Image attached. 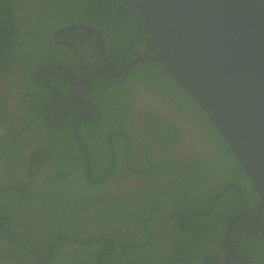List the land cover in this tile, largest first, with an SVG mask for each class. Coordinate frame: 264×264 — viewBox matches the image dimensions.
<instances>
[{
  "label": "flooded vegetation",
  "instance_id": "af4514ba",
  "mask_svg": "<svg viewBox=\"0 0 264 264\" xmlns=\"http://www.w3.org/2000/svg\"><path fill=\"white\" fill-rule=\"evenodd\" d=\"M88 24L103 31L95 23ZM100 34L104 36L105 33ZM52 38L55 44L45 48L54 56L62 57L64 52L57 48L71 49L64 45L71 43L75 56L79 57V70L67 78L64 68H47L43 71L42 82L49 83L51 74L62 75L57 79L60 84L52 85L56 90L51 92L53 97L46 94L29 99L33 111L28 114H19V108L14 105V114L25 115L20 127H7L0 120V134L3 129L9 132V128H20L24 133L18 140L29 138L26 143L29 149L21 153V162L13 159L10 151L3 155L0 148V179L7 181L17 175L18 184H23L24 192L29 190L31 195L27 202L29 207L19 215L10 218L7 211L2 214L0 264H36L41 259L49 260L50 264H84L85 255L74 254L79 245L71 240L79 242L77 231L86 226L112 228L115 233V238H108V248L98 253L100 261L102 255L108 257L104 263L97 264H135V259L144 262L151 255L153 261L144 264H157V258L165 260L160 248L164 239L172 240L183 223L176 207L193 208L199 216L200 209L216 206L217 197L225 193L229 184L237 182L241 174L236 167L227 165L225 155L220 157L216 149L219 137L205 117L162 75L155 72L156 79L149 81L146 75L151 71L144 73V77H134L131 69L120 83L103 84L95 77L94 69L104 79L118 78H105L113 77L114 71L102 72V64L95 68L99 62L96 61L95 40L83 43V36L77 39L64 30ZM144 49L145 46L141 50ZM38 51L33 49V54L39 55ZM129 78L133 80L132 86L121 99L112 100L102 93V86H118ZM7 79L0 80V102L13 105L14 85L11 77ZM154 83L162 84L163 88H157ZM70 86L75 88V98L66 101ZM71 109L75 114L73 118H70ZM14 120L21 122L19 117ZM3 144H9L8 140H3ZM69 144L73 145L76 158L70 152L63 153ZM34 149L40 153L30 161ZM18 165L27 167L25 174ZM55 175H67V181L65 178L58 180ZM52 182L55 193L46 195ZM45 207H51L53 212L45 211V216L40 212V208ZM76 207L81 209V217L74 219L75 226L71 230L68 214ZM93 207L99 212L103 207L108 208V219L98 220ZM251 212L259 216L256 211ZM116 219L120 224L113 227ZM12 221L15 224H11ZM123 221L126 224H121ZM54 222L58 227L52 225ZM213 230L205 228L202 244L211 247ZM233 233L239 235L245 231H231L235 245ZM151 237L155 240H150ZM39 249L43 257L30 261L40 255ZM119 251L122 261L116 255Z\"/></svg>",
  "mask_w": 264,
  "mask_h": 264
},
{
  "label": "trees",
  "instance_id": "16d2710c",
  "mask_svg": "<svg viewBox=\"0 0 264 264\" xmlns=\"http://www.w3.org/2000/svg\"><path fill=\"white\" fill-rule=\"evenodd\" d=\"M78 22L97 24L103 29L110 41L112 48L111 55L102 63L101 71L113 70L114 75L113 77L105 78H119L127 67L128 62L137 54L145 52L156 55L159 51L156 42L131 0H0V80L11 77L12 84L14 85V94L12 95L13 105L8 102H0V120L4 125L7 127L11 125L20 127V124H24L25 115L19 118L20 123L14 120L19 117L13 112L15 111L14 105L19 108V114H28L29 111H33V106L30 104L29 99L35 100L39 95L44 96L46 94H50L49 97H53L51 96V92L56 90L52 89V85L57 86L60 84V82H57V79L62 75L52 74L51 80L48 83L39 81L42 78L41 72L51 67L64 68L66 71L65 75L69 78L72 72L79 70V57L75 56L74 46L71 43H64V45L72 49V55H74L72 63L68 62L69 66L71 64V68L63 65L61 61H49L56 57L65 63L67 62L63 57L56 54L53 56V53L48 49L49 46L55 44L51 36L52 30L57 28V26H65ZM64 31L71 33L77 39L83 36V43L86 42L89 44L92 39L95 40L96 61L105 56L107 43L104 36L96 29L89 26H76L67 28ZM46 46L48 48H45ZM143 46H145V49L141 50ZM33 49L35 51L39 49L42 52L40 53L38 51L39 55L36 56V54H33ZM38 70L40 72L37 75L36 71ZM149 71L156 72L157 75H162L171 86L179 90L194 104L198 111L205 117L208 124L214 129L215 136L219 137L227 146L228 153L238 164L239 172L242 171L248 180V184H246L241 176L237 182L229 184L225 193L217 197L218 204L214 207L210 206L206 210L200 209L199 216L195 214L193 208L185 210L183 207H176V212L183 217V223L179 225L177 235L170 240L173 251L168 255L166 253L165 260L163 261H159L157 258V264L160 262L161 264H169L171 262H186L187 264H231L230 254L226 248V242L223 236L226 219L234 212L247 209L256 211L264 219V203L218 129L200 106L170 78L159 61L139 60L132 67L131 75L134 77H144V73L148 74ZM146 79L148 80L149 76L146 75ZM7 80H10V78ZM21 81L23 83L22 86H20L22 84ZM36 84H38L39 89L34 88ZM57 88L60 89L59 87ZM70 88L68 91L70 93L67 95L66 101H71L75 98V88L74 86H70ZM45 91L47 92L45 93ZM36 102L40 101L37 100ZM41 106L40 103L39 107ZM69 111L71 112L70 118H73L75 116L73 109ZM23 133L20 128H9V132L6 130L4 134H0V148L4 145L7 151L12 153L13 159L19 162L23 159L21 153L29 149L26 144L29 138L21 137V140H18ZM3 140H8L9 144H3ZM64 148L63 153L70 152L73 158L77 157L72 144L66 145ZM78 148L83 154L82 148ZM39 153L40 151L33 152L30 156V161L35 159ZM17 168L24 170V174L26 173V166L22 168L18 165ZM17 168H12L11 170ZM54 177L58 180L65 178V182L67 181V175H55ZM18 180L17 175L7 181L0 179V199H3V201H0V220L2 219V214H5V211H7L6 213L11 218L19 215L20 212L25 211L29 207L27 203L31 198L29 190L24 192L25 187L23 184L19 185ZM50 186L51 190L47 191L45 193L46 195L50 192L55 193L53 190V182ZM45 208H40V212H43L45 216V211L53 212L51 207ZM93 208L92 210H94L98 220L108 219L107 214H110L108 208L105 209L103 207L102 212H99L97 207ZM109 208L113 211L112 207ZM80 210L79 207H76L68 214L70 217L68 226L71 230L75 226L74 219L81 217L79 214ZM124 216L127 218V214ZM117 219L112 224L113 227L114 225L118 226L120 224L117 222ZM11 224H15V222L12 221ZM121 224H126V221H123ZM52 225L58 227L56 222ZM207 227L214 229L212 231L213 244L210 247L212 249L211 251L203 253L200 249L204 246L202 241L205 238V228ZM111 229L102 226L90 228L86 226L85 229H79L77 231V237L80 241L78 240L79 242H76L71 240V243H77L79 245L78 251L74 254L76 256L85 255L86 261L84 264H97V262L101 261L104 263V259L108 256L102 255V260L100 261L98 253H102L104 249L108 248V238L113 239L115 233ZM241 229L245 231L244 234L235 235L233 233V239L238 252V264H264V233L249 220L239 218L234 221L232 232L233 230L235 232ZM149 239L155 240L152 237ZM47 243L48 241H46ZM39 253L40 255L37 258H31L30 261L32 260L34 262L36 259H41L43 257V251L39 249ZM87 253L89 254L88 256H86ZM116 255L122 261L121 252L119 251ZM27 256L31 257L30 255ZM152 261L153 255L144 260L146 263ZM144 262L135 259V264H144ZM36 264H50V261L47 260L44 262L41 259V261H36Z\"/></svg>",
  "mask_w": 264,
  "mask_h": 264
},
{
  "label": "water",
  "instance_id": "95a60500",
  "mask_svg": "<svg viewBox=\"0 0 264 264\" xmlns=\"http://www.w3.org/2000/svg\"><path fill=\"white\" fill-rule=\"evenodd\" d=\"M131 1L159 51L134 56L116 80L100 77L97 69L95 77L115 85L138 60L159 61L218 129L264 203V0ZM88 25L78 22L57 27L52 36ZM104 38L108 51L95 68L111 53L110 41L105 34ZM239 218L264 233V220L257 214L249 210L232 213L224 224L232 264H238V255L231 229Z\"/></svg>",
  "mask_w": 264,
  "mask_h": 264
},
{
  "label": "rangeland",
  "instance_id": "374dc122",
  "mask_svg": "<svg viewBox=\"0 0 264 264\" xmlns=\"http://www.w3.org/2000/svg\"><path fill=\"white\" fill-rule=\"evenodd\" d=\"M59 51H62V52H64V54H63V58L65 59V61H67L66 63L63 61V60H60V59H58V58H56V57H54V58H52L51 60H49V61H61L62 63H63V65H65V66H67V67H69V68H71L70 66H71V64H70V66L68 65V62H70V63H72V61H73V57H74V55H72V50L71 49H68V48H64V47H59V48H57ZM34 52H35V50H34ZM54 56V55H53ZM43 60V59H42ZM40 72V70H38V71H36V74L38 75V73ZM43 73H45V72H41V75L43 74ZM52 75V74H51ZM43 77V76H42ZM39 79V78H38ZM43 78H40L39 79V81H41ZM149 81H153V80H155L156 79V75H155V73L154 72H151L150 74H149ZM132 78H129V79H127V81H125L123 84H121V85H118V86H102L101 87V89H102V93H104L107 97H109V98H111L112 100H117V99H121L125 94H127L129 91H130V88H131V86H132ZM24 82V81H23ZM21 83H22V81H21ZM158 83H160L159 81H158ZM158 83H154V85L155 86H157V88H158V86L159 87H161L162 86V88H163V85L162 84H158ZM23 85V83L20 85V86H22ZM24 85H26L25 83H24ZM32 86H34L33 84H31ZM34 88H37V89H39V86H38V84H36V87H34ZM31 90H36V89H31ZM20 92H22V90H20ZM21 97H22V95H21ZM20 117H22V116H19V118ZM12 119V118H11ZM1 124V123H0ZM1 130H2V128H1ZM4 130H5V132H6V129H3L2 130V133H4ZM213 138V137H212ZM214 139V138H213ZM217 151L219 152V154H220V157H221V154H223V155H225V157H226V162H227V165H229L230 167H233V168H237V169H239L238 168V164H237V162L233 159V157L228 153V151H227V146L220 140V139H217ZM2 150H3V155H5L6 153H7V149L4 147V145H3V147H2ZM36 150L34 149V152H35ZM29 153V152H28ZM240 174H241V176H242V178L244 179V181H245V183L246 184H248V180L246 179V177L244 176V174L242 173V171L240 172ZM243 185H244V183L242 182V181H240ZM7 214V213H6ZM8 215V214H7ZM114 238H115V235H114ZM118 249H119V247L118 246H116ZM161 250H162V252L163 253H171L172 251H173V249H172V247H171V245H170V239H164V242L162 243V245H161ZM212 249L209 247V245H204V246H202L201 247V249H200V251L201 252H203V253H205L206 251H211Z\"/></svg>",
  "mask_w": 264,
  "mask_h": 264
}]
</instances>
